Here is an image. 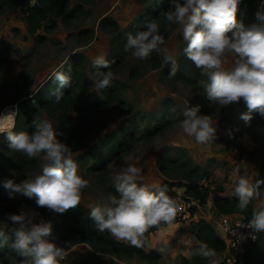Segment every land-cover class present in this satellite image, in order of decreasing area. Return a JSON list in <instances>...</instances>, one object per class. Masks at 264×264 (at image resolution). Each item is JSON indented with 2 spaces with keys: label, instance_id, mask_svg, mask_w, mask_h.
Masks as SVG:
<instances>
[{
  "label": "rangeland",
  "instance_id": "obj_1",
  "mask_svg": "<svg viewBox=\"0 0 264 264\" xmlns=\"http://www.w3.org/2000/svg\"><path fill=\"white\" fill-rule=\"evenodd\" d=\"M169 1L146 0L140 3L137 0H69L68 7L80 6L73 7V15L69 20L64 22L60 16H54L53 28L43 27L47 22L45 20L33 33L26 30V23L18 7L1 11V75L12 87L0 91V118L9 110L16 109V105L9 104L17 98L34 93L47 76L67 60L63 71L69 75L67 68L70 65L75 66L79 74L78 83L67 105L71 124H77L79 106L84 103L85 94L92 93L98 98H105L100 90L94 88V74L88 64L94 57L108 53L112 37L107 29L98 27L99 18L110 15L118 23L120 31L125 33L143 10L163 6ZM257 10L264 11V0L258 3ZM165 22L160 28V34L165 36V46L178 67L186 41L183 40L179 25ZM82 29L88 31L81 32ZM152 54H157L163 64H170L164 61L162 54ZM123 56L117 66L109 69L113 73L112 79L125 84L118 91V99L106 98V105L89 108L83 137L77 143L67 144L73 151L78 174L89 181V187L83 190L81 204L76 207L81 220L90 217V209L87 208L89 203H102L109 194H116L112 177L130 164L141 169L140 182L152 190L156 186L162 187L164 178L177 181L173 169L166 165L160 168L157 164L156 153L161 146L166 147L171 157L184 152L206 171L207 178L203 177L200 183L203 186L209 185L210 189L220 185L222 191H226L223 194L234 193V169L238 168L239 174L246 175L252 183L258 179L259 166L264 165V119L258 113H251V121L245 122L240 118L241 114L248 111L243 100L227 106H220L210 100L204 103L206 95L201 86L185 83L169 73L162 74L159 68L151 67L149 58L136 59L131 55V50ZM225 60L224 69L231 71L235 66V57L228 54ZM191 73L185 68V75ZM197 105L200 106L199 114L208 115L217 128L216 139L211 144H198L179 128V122L184 118L183 112ZM33 107L36 110L35 118L51 121L54 130H57L56 112L38 106L35 100ZM156 123H164V126L148 139L139 136L144 128H150ZM110 138L114 141H109ZM1 145L5 144L0 139ZM7 158V153L0 149V168L4 171V180L12 179L16 183L33 177L43 163L42 158L36 157L39 163L37 167L17 172L8 167ZM97 165H101V168L95 170L93 167ZM259 191L260 197L252 200L253 207L257 209L264 206V185ZM202 212L206 213L204 209ZM206 216H209L208 213ZM192 222L173 221L170 225L163 224L156 231L145 233L144 249H165L154 264H175L181 256L187 258L186 264H209V261L191 255L195 248L191 246L195 243L184 233L190 232ZM7 228L8 223L0 215V231L6 232ZM179 229H183V232H179ZM88 249L89 246L84 242L73 243L65 249V258L60 264H72L78 253ZM216 253L218 262L222 252L216 250ZM10 255L9 251L2 252L0 264H9ZM92 264L152 263L141 261L136 256H116L101 251L97 252Z\"/></svg>",
  "mask_w": 264,
  "mask_h": 264
},
{
  "label": "clouds",
  "instance_id": "obj_2",
  "mask_svg": "<svg viewBox=\"0 0 264 264\" xmlns=\"http://www.w3.org/2000/svg\"><path fill=\"white\" fill-rule=\"evenodd\" d=\"M170 3L163 15L168 23L180 26L183 40L187 42L184 48L186 57L201 69L200 75L206 77L198 81L206 97L220 106L243 100L248 111L241 114L242 120L250 122L253 112L264 119V11L257 10V22L245 26L237 21L240 0H184L183 3L170 0ZM124 48L125 51L131 50V55L139 60L148 59L154 52L162 54L164 61L171 65L169 75H176V61L165 46V37L160 34L156 20L148 21L146 30L129 35ZM228 54L235 57L231 71L224 69ZM66 64L67 60L52 73L51 78L57 85L52 93L56 102L63 96L61 89L71 83V77L63 71ZM92 65L96 69L92 79L94 88L97 91L108 88L113 73L101 69L109 68V61L99 55L93 58ZM67 71H71L70 65ZM18 111V108L9 110L7 115L13 116ZM199 113V105L187 108L179 128L196 143L211 144L216 139L217 128L208 115ZM14 127V122L0 123V133L6 132L8 136V148L30 158H42L43 163L40 171L31 178L19 183L12 179L3 182L9 199L15 198L16 194L29 199L34 197L38 207L60 214L78 207L89 181L78 174L73 151L57 139L53 123L47 119L34 122L31 133L14 132ZM231 135L229 130L230 138ZM232 176L237 208L243 212L253 199L260 197L259 189L264 179L253 184L246 175L239 174L238 168L233 170ZM112 179L116 194H109L102 203H89V216L98 231H107L118 242L142 248L146 242L145 233L151 228L158 229L161 224H172L180 206L167 195L165 187L156 186L152 190L141 183V169L134 165L117 172ZM8 221L12 225L8 228L11 235L0 231V247L7 245L11 253L9 264H60L65 258L62 246L45 239L52 234L51 222L41 220L36 223L35 214L26 211L10 213ZM243 226L254 233L264 232V206L259 210L253 208L250 222ZM191 255L201 257L209 264H217L215 249L205 242L198 241Z\"/></svg>",
  "mask_w": 264,
  "mask_h": 264
},
{
  "label": "trees",
  "instance_id": "obj_3",
  "mask_svg": "<svg viewBox=\"0 0 264 264\" xmlns=\"http://www.w3.org/2000/svg\"><path fill=\"white\" fill-rule=\"evenodd\" d=\"M138 2H144L146 0H137ZM261 0H240L237 11V21L238 23H243L248 26L254 23V15L256 7ZM69 0H37L33 5L29 4L27 0H0V12L5 9H11L18 7L24 22L26 23V30L29 33H33L35 29L41 26L42 22L47 20L43 27L46 29H51L55 25L54 16H60L62 21H67L73 15V7H68ZM184 0H181L183 3ZM171 6L170 1L165 5H157L155 8H147L143 10L137 17L133 20V23L129 26L125 33L120 31L118 23L110 16L103 15L98 20V27L107 29L111 34V40L109 44L108 53L105 54V59L109 61V68L101 69V71H109L114 66H117L124 57L123 55L128 52L125 51V43L129 35H136L138 31L146 30V24L150 20H159L160 28L163 27L167 21L163 15ZM79 5H75L74 8H79ZM158 23V22H157ZM158 23V24H159ZM88 31V29H82L81 32ZM231 35V33H229ZM42 38V36H39ZM165 37V36H164ZM187 46V42H186ZM185 46V47H186ZM150 65L152 68H159L162 74H167L170 72V64H163L159 59L157 54H151L149 57ZM89 69L94 74L96 69L92 65V60H89ZM3 62L0 60V91H5L6 89L12 87L1 75ZM185 68L191 73L185 75ZM201 69H197L195 65L189 60L183 50L181 56V62L177 67L176 75L174 78L181 79L185 83L200 86L198 81L200 79H206L200 75ZM71 77V83L69 87L61 89L63 96L59 102L55 101V97L52 93L56 90V83H54L52 74L49 75L34 91L31 95L17 98L12 103L16 102V108H18V113L15 115V127L14 132L26 131L31 133L34 131V122H39L41 119L34 117L36 112L33 107V100L38 106L44 107L50 112H56L57 120V130L55 135L58 140L62 143L73 144L77 143L84 134L83 126L86 124V112L89 108L102 107L106 105V98L118 99L117 94L119 89L125 86L124 83L112 79L111 86L105 89H101L105 95V98H98L92 93H87L83 96L84 103L79 106L78 123L71 124L70 116L67 111V105L71 99V92L73 88L78 83L79 74L77 73L76 67L71 66V71L69 72ZM81 76V74H80ZM113 85V86H112ZM209 99L205 97L203 99L206 103ZM9 105H13V104ZM7 106V105H4ZM3 106V107H4ZM1 112V109H0ZM167 115V114H166ZM164 123H156L150 128H144L139 135L144 139H148L156 132H158ZM135 128V127H134ZM0 139L2 140L4 146L1 145L0 149L7 153V165L11 169L17 172L28 168H34L39 165L36 157H28L23 152H14L8 148V136L7 133H0ZM109 141H114L113 138L108 139ZM224 141L227 139L224 138ZM157 164L160 168L165 165L170 169H173L176 173L177 181L168 180L164 178L162 180V187L167 189V195L172 197L173 186H182L183 192L189 194L196 198L198 202L203 203L206 198L209 197L211 201V207L218 213H237L247 220L252 218L253 205L252 202L249 204L248 208L241 212L237 208L238 199L235 197L234 193L223 194L222 187L218 185L216 188L210 189L208 186H203L200 180L206 176V171L202 169L197 163H195L189 156L184 152H179L176 156L171 157L165 146L158 148L157 153ZM95 170L101 168V165L93 167ZM20 174V173H19ZM258 179H264V165L260 164L258 169ZM4 171L0 168V215L8 223V228L12 225L8 221V215L16 214V205L19 200L23 199L24 196L16 194L15 198L9 199L8 191L3 188V182L5 181ZM256 180V181H257ZM255 181V182H256ZM253 182V184H255ZM264 184L261 185V187ZM260 187V188H261ZM27 201L33 204L38 210H40L52 224V234L48 236L47 240L55 243L58 246H62L67 249L73 243L84 242L89 246L88 250L80 252L75 257L72 264H92L93 258L96 257L97 252L106 251L116 256H136L141 261L146 263H156L161 255L159 251L160 248H136L128 245L124 242H118L115 240L107 231L100 232L97 230L95 221L88 217L80 219L78 215V209L74 208L66 211L63 214L56 213L54 211H49L47 208L38 207L35 203V198L24 197ZM259 210V209H257ZM193 226L190 230L193 233L196 243L191 247H196L198 241H202L208 244L211 248L222 251L224 248V240L221 236L217 235L214 228L208 220L205 218L198 217L192 222ZM163 225V224H161ZM160 225V226H161ZM159 226V227H160ZM8 228L6 230L7 235ZM156 228H151L148 231L155 230ZM159 229V228H158ZM157 230V229H156ZM155 230V231H156ZM179 232H183V229H179ZM8 243H11L9 239ZM0 254L4 251H9L7 245L0 247ZM187 258L181 256L178 262L175 264H186ZM244 264H264V232L257 233L254 241L248 243L244 252Z\"/></svg>",
  "mask_w": 264,
  "mask_h": 264
},
{
  "label": "built area",
  "instance_id": "obj_4",
  "mask_svg": "<svg viewBox=\"0 0 264 264\" xmlns=\"http://www.w3.org/2000/svg\"><path fill=\"white\" fill-rule=\"evenodd\" d=\"M29 4L33 5L37 0H27ZM174 199L180 206L174 221H181L186 223L187 220L195 221L198 218L197 212L203 207L204 203L198 202L193 196L183 192L182 186H173ZM21 211L31 212L35 214V221L39 223L41 220L49 222L48 218L38 210L33 204L26 199H21L16 205V214ZM208 217L204 216L206 220L212 222L217 228L219 234L224 240V248L221 251V256L217 264H244V252L248 243L254 241L252 236H257L251 229L244 227L250 221L237 213H218L212 207L207 211ZM202 214V213H201ZM202 218V217H201ZM241 225V227H237ZM235 232V235L233 234ZM243 237V239H240ZM46 237L45 239H47Z\"/></svg>",
  "mask_w": 264,
  "mask_h": 264
},
{
  "label": "crops",
  "instance_id": "obj_5",
  "mask_svg": "<svg viewBox=\"0 0 264 264\" xmlns=\"http://www.w3.org/2000/svg\"><path fill=\"white\" fill-rule=\"evenodd\" d=\"M83 7L85 8V6H83ZM86 9H87V8H86ZM103 13H104V12H103ZM195 163H196V162H195ZM223 169H225V168H221V170H223ZM226 172H227V171H226ZM222 192H226V191L224 190V191H222ZM203 209L205 210L206 213H207V211H208L209 209H211V202H210V200H209V197L206 198V201H205L203 207L200 209V212H201L202 214L199 213V212H197L198 217H202V218H205V217H206V213L202 212ZM204 216H205V217H204ZM209 222H210V221H209ZM210 224H211L212 227L214 228V231L216 232V234L219 235V236H221V235L219 234L217 228L215 227V225H214L212 222H210ZM184 234L187 235V236H190V237L192 238V240H190L191 242L194 241V243H196V241H195L196 239H195L193 233H191V232H186V233H184ZM191 242H190V243H191ZM219 252H220V251H219Z\"/></svg>",
  "mask_w": 264,
  "mask_h": 264
},
{
  "label": "bare ground",
  "instance_id": "obj_6",
  "mask_svg": "<svg viewBox=\"0 0 264 264\" xmlns=\"http://www.w3.org/2000/svg\"><path fill=\"white\" fill-rule=\"evenodd\" d=\"M7 114H8V112L3 116V118H0L1 119L0 123H3L4 125L12 123L13 116H9Z\"/></svg>",
  "mask_w": 264,
  "mask_h": 264
},
{
  "label": "water",
  "instance_id": "obj_7",
  "mask_svg": "<svg viewBox=\"0 0 264 264\" xmlns=\"http://www.w3.org/2000/svg\"><path fill=\"white\" fill-rule=\"evenodd\" d=\"M54 69H55V68H54ZM53 72H54V71H53ZM53 72H52V73H53ZM52 73H51V74H52ZM51 74H49V75H51ZM49 75H48V76H49ZM48 76H47V77H48ZM29 95H31V94H29ZM15 105H16V102L13 103V106H15Z\"/></svg>",
  "mask_w": 264,
  "mask_h": 264
}]
</instances>
